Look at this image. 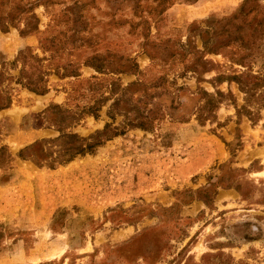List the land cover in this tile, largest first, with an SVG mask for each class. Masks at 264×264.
<instances>
[{
	"label": "rangeland",
	"instance_id": "rangeland-1",
	"mask_svg": "<svg viewBox=\"0 0 264 264\" xmlns=\"http://www.w3.org/2000/svg\"><path fill=\"white\" fill-rule=\"evenodd\" d=\"M23 8L37 30L22 38L19 20L0 31V62L29 47L51 59L43 62L51 73L45 95L0 85L11 96L0 110V148L14 157L0 168V264H264V0H0L4 17ZM189 43L210 63L199 83L183 70L180 47ZM93 56L114 67L133 59L140 74L98 73L83 65ZM69 65L79 77L54 72ZM162 76L172 90L199 86L233 99L204 124L166 118L126 129L54 168L16 157L59 136L37 126L49 106L89 108L112 81ZM249 76L262 79L258 87ZM111 103L70 130L88 137L118 126L122 117L107 116Z\"/></svg>",
	"mask_w": 264,
	"mask_h": 264
},
{
	"label": "trees",
	"instance_id": "trees-1",
	"mask_svg": "<svg viewBox=\"0 0 264 264\" xmlns=\"http://www.w3.org/2000/svg\"><path fill=\"white\" fill-rule=\"evenodd\" d=\"M195 1V0H187ZM26 8L20 9L18 14L7 13L0 15V31L8 32L9 27H14L15 22L24 21V25L20 28L19 33L22 38L27 37L37 30V18L32 13L27 15ZM16 17V18H15ZM52 39L41 41V45L51 42ZM188 45H182L180 51L184 60L188 57L183 65V70H188L198 76L197 82L203 81L202 76L209 71L210 63L204 60L201 53L195 48ZM44 49V47L41 46ZM189 48V49H187ZM207 52L213 51L207 48ZM51 58H54L52 56ZM51 59H40L34 54L33 49L27 47L19 51L18 55L12 62H0V85L4 80L14 81L21 85L22 88L36 95H45L48 92L47 77L50 75L49 65L43 62H50ZM87 67L93 68L98 73L109 71L114 74H132L139 75L140 71L135 60L126 59L124 64L118 67L111 64H104L99 56H93L90 60L83 63ZM8 66V67H7ZM7 67V68H6ZM63 68V73L54 69L56 75L77 78L79 71L77 68ZM8 69V70H7ZM18 76L12 77L7 71L17 70ZM49 69V70H48ZM7 70V71H6ZM8 75V76H5ZM250 79L258 81L254 83L255 87L259 86V76H249ZM239 79V77H234ZM97 84V83H96ZM241 91H244L242 82H237ZM108 96L98 95L94 98L93 106L89 108H81L75 110L68 106L61 107L59 105H51L39 116L37 126H46L53 128L59 133V136L51 139H41L22 148L16 154L20 160L30 161L37 166H48L54 168L57 165H65L76 157L92 155L105 142L123 135L126 129H142L150 130L156 124L166 118L186 122L191 117L196 121L204 124L215 118L216 111L222 104L224 98L233 99L231 94H223L222 92L209 93L201 87H197L195 91H186L184 87L170 88V83L165 77H160L153 82L145 83L141 80L135 81L125 87L118 84L117 81L109 83ZM244 92V94L250 93ZM109 99L112 103L107 110V116L112 121L116 116L123 118L122 123L118 126L106 124L102 130H97L88 137H81L77 133H73L70 129L78 124L86 115H95ZM168 100L169 104L165 105ZM11 96L6 87H0V110L9 107ZM179 110L176 117L173 111ZM14 161V157L8 151L6 146L0 148V168Z\"/></svg>",
	"mask_w": 264,
	"mask_h": 264
},
{
	"label": "crops",
	"instance_id": "crops-1",
	"mask_svg": "<svg viewBox=\"0 0 264 264\" xmlns=\"http://www.w3.org/2000/svg\"><path fill=\"white\" fill-rule=\"evenodd\" d=\"M241 0H226V3L227 4H230V5H233V4H236L238 2H240ZM29 38H26V41H28Z\"/></svg>",
	"mask_w": 264,
	"mask_h": 264
}]
</instances>
